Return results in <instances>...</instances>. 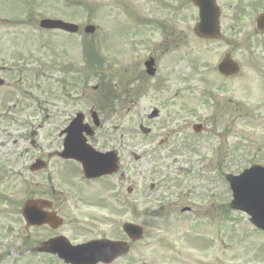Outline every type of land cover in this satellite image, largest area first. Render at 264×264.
<instances>
[{
	"label": "rangeland",
	"instance_id": "obj_1",
	"mask_svg": "<svg viewBox=\"0 0 264 264\" xmlns=\"http://www.w3.org/2000/svg\"><path fill=\"white\" fill-rule=\"evenodd\" d=\"M74 1L0 0V61L10 65L13 63V73L21 72L19 80L17 74L8 77L11 86H3L1 95L10 98L11 95L7 93L14 91L27 99L29 97L30 111L36 116L33 126L24 128L16 127L14 120H1L0 137L3 143L0 145V159L3 170L0 178L8 171L13 172L11 180H3L2 185L9 182L13 185L11 189L16 194L18 204H0V216L4 221L0 230V264H62L39 256L30 259L29 253L24 252L27 229L21 220L15 219L20 218L19 203L29 192L26 180L31 172L26 171V167L37 150L29 148L21 137L32 127L37 132L34 138L39 144L43 145V139L50 138V143L56 146L58 130L55 125L59 121H52V115L68 104L66 92L72 86L79 92L88 90L84 96L79 94L75 97L82 105L95 103L99 99L102 87L96 77H91L85 88L78 85L79 73L83 71L80 65L85 64L87 41L95 43L100 54L107 59L104 71L108 70L111 89L116 94L106 114H99L109 121L108 125L128 121L132 136L133 130L138 131L139 124L145 123V116L156 106L163 109L162 118H166L164 114L168 112H172L173 117L164 122L162 118L156 121L158 129L179 119L177 117H187L191 122L189 127L197 120L205 130L198 135L191 133L188 138L189 144H194L196 150H179L178 155L183 157L180 156L175 163L171 159H161L157 163L171 177H177L178 167L193 169L195 174L186 179H190L188 185L193 193L179 200L172 199L178 202V207L156 199L149 213L142 215L140 220L147 225L144 242L135 244L131 255L113 264H264V232L247 224L246 214L230 210L231 191L228 193L226 189L229 185L227 182L225 185L221 179L223 176H220L222 171L238 174L249 167L252 160L264 165V63H261L264 48L253 43L248 36L244 42L240 34L230 30V25L235 23L231 22L233 14L228 6L230 3L234 5L235 1L223 0L227 6L222 18L224 37L217 41L196 38L193 26L197 21V9L187 0L167 2L170 9H175L169 20L168 35L154 29L142 30L144 26L134 29L136 25L131 24L134 18L127 20L122 13L125 9L123 1L81 0L80 7L75 6ZM136 1L143 2L140 9ZM136 1L129 2V7H136V11L145 19L170 13L158 7L155 1L161 0ZM53 16L78 23L80 32L74 36L60 32L43 34L38 26L39 21ZM90 23L95 24L97 29L93 34H86L84 26ZM141 23L148 24L143 20ZM128 30L134 38L130 42L122 39ZM183 42L190 49L183 48ZM165 43L169 47L166 52L163 51ZM156 46L158 69L156 75L151 77L146 74L143 63ZM226 52H230L241 67L233 77H225L216 69ZM21 55L23 59H20ZM70 59L73 61L71 68L65 65V61L71 62ZM206 61L216 63L207 66ZM110 63H113L111 67ZM141 84L144 90L139 92L138 86ZM43 108L51 116L46 125L41 124L45 113ZM179 123H182L180 119L173 124L176 126ZM158 129L155 132L157 137L154 135L155 141L165 132ZM14 138L18 139L16 143H13ZM150 142L152 140L145 142L146 149L151 147ZM26 146L29 151L20 156L18 152ZM236 146L239 152L233 151ZM150 160L147 157L139 162L141 169L146 170V184H150L148 174L154 164ZM168 164L170 166L166 167ZM30 177L34 181L43 180V176L37 173ZM53 184L57 185L56 179ZM175 189L169 188L168 193ZM151 199L147 198L146 201ZM217 200L221 210L215 205ZM72 205L71 202L67 203L63 216L71 218L81 213H94L106 217L102 213L107 210L83 206L77 211ZM183 205L192 207L189 213L179 216V220L171 217L170 220H162L163 215L169 213L170 216ZM97 226H100L98 230L104 232L110 228L108 222L98 223Z\"/></svg>",
	"mask_w": 264,
	"mask_h": 264
},
{
	"label": "flooded vegetation",
	"instance_id": "obj_2",
	"mask_svg": "<svg viewBox=\"0 0 264 264\" xmlns=\"http://www.w3.org/2000/svg\"><path fill=\"white\" fill-rule=\"evenodd\" d=\"M219 1L220 0H217L218 3ZM234 1V5L230 3L228 6V8L232 9L231 12L233 14L232 16L230 14L231 22L233 24L235 23V25H230V30L240 34V39L244 42L248 36L253 43L259 44L263 49L264 20L259 21V18L264 14V0ZM224 6L226 9L227 6L225 2ZM222 15L221 12V16ZM222 18L223 16L221 17V21ZM161 24H157L158 28H162ZM223 27L225 29L224 24ZM1 48L0 42V51ZM157 55L156 46L150 51L147 57L153 56L155 63H157ZM1 62L2 61H0V72L3 70ZM261 63H264V56L261 57ZM5 70L11 71V68ZM8 73L9 72H5V78L6 74L7 77H14L16 75V73ZM18 80L15 78V81ZM5 85L10 87V81L8 80L0 84V133L3 110L7 113L12 112L9 118H7L6 114L5 119L14 120L18 128L30 126L32 118L34 117V113L30 111L31 108H29V97L27 99L21 94L14 93L16 95L15 103L13 105L9 103L5 106L8 98L1 95V88ZM68 93L70 94L67 98L68 104L61 107L60 110L56 112V115H52V121L55 119L59 120V124L55 125V129L58 130L56 138L57 145L53 147L50 143V138L43 139V145L39 144L36 139L30 138L28 141L31 148L37 150L30 165L36 159H42L45 162V168H42V170L38 172H34L28 167L31 173L29 174L28 180L29 192L27 191L25 198L39 205L43 202L41 210L53 215V219L47 220V223H42L40 225H25L27 229V238L24 252H28L29 254L27 255L30 257L42 255L60 261L58 259L59 253L56 252L62 249L63 245H78L90 240L105 238L128 241L129 237L123 231V225L125 222H141L142 215L146 213L144 209L147 202H150L152 199L172 197L173 195L168 193V189L172 187L185 189L182 194H180V198L192 194L188 191V189H192V187L184 184L187 181L185 178L177 179V177L167 176L164 169L149 172L148 178L150 179V184H146V170L141 169L139 162L143 158L146 159L151 152L155 153L152 158L159 157L163 160H178L181 155H178L177 152V135H179V133L182 135L187 134L182 130L178 132L177 130L171 129L165 124V134L160 136V139L155 142L156 145L151 149H145V142L153 140L155 131L158 129L156 121L149 119L148 115L144 118L145 123H140L137 127L138 131L134 129L132 136H130L128 121L122 122L118 127L111 124L109 128L105 127L104 124L107 122L105 121L103 123L101 122L100 126L97 127L95 126L94 109H92L91 106H84L82 118L79 121V127L81 128V126H84L81 132L85 131L84 134H88L87 142L95 149L100 151H115L114 156L118 162L116 171L100 176H88L84 171L81 161L74 158L61 157L59 152H62L64 149L66 136L68 134L67 128L72 121L71 119L79 110H82L83 107L81 103H78L75 99V97L79 95L75 90H70ZM91 97L92 96H90L89 99H91ZM94 108H96L95 110L97 112L102 113L96 105H94ZM45 109L46 108H43L42 111L45 112L47 118H51ZM19 114L21 118L17 116ZM164 115L166 118H162L163 114L160 111L157 119L160 120L162 118L164 122L167 118L172 117L169 112ZM147 125H152L149 133H146L145 127ZM159 125L161 124L159 123ZM142 126H144V128H142ZM135 136H138V138L136 139ZM13 141H16V139L14 138ZM2 143L0 137V145ZM151 143L152 142H150V144ZM135 148L140 150L139 154ZM25 151L28 152V150ZM181 157H183V155ZM136 170H138L137 173L135 172ZM178 171L179 176H187L186 170L180 169ZM1 172L0 159V173ZM34 173L43 176V180L34 181V179L30 177L31 174L33 176ZM136 174H138L137 180H135ZM164 176L166 178H164ZM153 177L154 180H152ZM55 179L57 180V185L61 184L60 188H56L57 185L53 184ZM1 182L2 179L0 178V204H5V206L17 205L18 201L15 192H13L10 186L3 188ZM163 189L164 193L162 191ZM147 198L152 199L146 201ZM69 202L73 204L71 207L75 208L77 211L83 206L107 210L102 213L106 217L94 213H88L87 215L81 213L80 216H73L71 218L63 216V210H65L64 208ZM185 208H188V206H185ZM169 218L170 217L164 216L162 220H170ZM5 219L14 220L8 217H5ZM21 219L22 218H18L15 220ZM21 221L23 222V219ZM101 222H108L110 224L108 232L98 230L100 226H97V224ZM3 224V218L0 216V230L3 229ZM8 229H10V227ZM143 240L144 237L141 240L131 241V249L135 244L144 242ZM47 241H51L50 245L46 247L47 250L51 252H40V248L44 247L43 243ZM127 256L128 254L117 259L115 262L123 260Z\"/></svg>",
	"mask_w": 264,
	"mask_h": 264
},
{
	"label": "water",
	"instance_id": "obj_3",
	"mask_svg": "<svg viewBox=\"0 0 264 264\" xmlns=\"http://www.w3.org/2000/svg\"><path fill=\"white\" fill-rule=\"evenodd\" d=\"M218 20L214 21V16L209 14L207 9L205 16L202 13V21L197 26L196 31L201 35L217 36L219 34ZM42 26H58L67 30L74 31L77 29L75 25L64 23L59 20H42ZM212 26V29L204 33V27ZM94 27L89 26L87 31H93ZM230 63L232 66H229ZM220 69L224 73H233L237 70L236 64L231 61L225 60L220 66ZM231 181L232 188L234 190L235 199L232 201V207L246 210L252 216L254 223L264 228V167L254 166L244 171L240 176L233 178L228 176ZM97 261V258L92 260L84 259L79 260L80 264H92Z\"/></svg>",
	"mask_w": 264,
	"mask_h": 264
}]
</instances>
